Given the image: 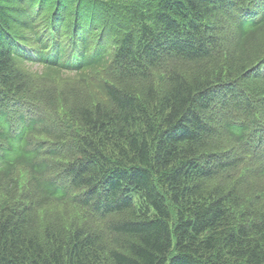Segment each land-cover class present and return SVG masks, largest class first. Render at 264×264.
<instances>
[{
    "label": "trees",
    "instance_id": "1",
    "mask_svg": "<svg viewBox=\"0 0 264 264\" xmlns=\"http://www.w3.org/2000/svg\"><path fill=\"white\" fill-rule=\"evenodd\" d=\"M0 264H264V0H0Z\"/></svg>",
    "mask_w": 264,
    "mask_h": 264
},
{
    "label": "rangeland",
    "instance_id": "2",
    "mask_svg": "<svg viewBox=\"0 0 264 264\" xmlns=\"http://www.w3.org/2000/svg\"><path fill=\"white\" fill-rule=\"evenodd\" d=\"M28 71H29V74H33V76H39L40 72L43 71V68L39 64H34L33 66L28 67ZM65 74H71L72 75V73H65ZM21 108L25 109L23 106H21ZM61 112H62V115H66V113H67L66 111H63V109H61ZM53 207H54V205L48 206L49 209L54 211V220H55L56 224H58V222H60V220H62L63 221L62 224L64 225V227L68 228V230H70L72 228V224L75 223L77 220H80L81 222L85 221V217L83 216V211L78 206H75V205L65 206V204H63L60 206L59 212L57 211L56 207H54V208ZM45 209H47V208H44V210ZM59 218H60V220H59ZM41 221H42V223L45 222L42 219H41Z\"/></svg>",
    "mask_w": 264,
    "mask_h": 264
}]
</instances>
